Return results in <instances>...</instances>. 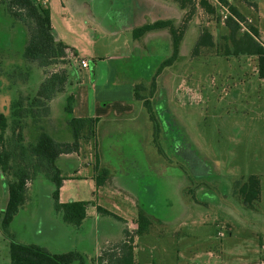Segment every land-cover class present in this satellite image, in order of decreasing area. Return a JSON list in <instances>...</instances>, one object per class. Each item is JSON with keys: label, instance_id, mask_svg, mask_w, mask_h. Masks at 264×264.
Instances as JSON below:
<instances>
[{"label": "rangeland", "instance_id": "1", "mask_svg": "<svg viewBox=\"0 0 264 264\" xmlns=\"http://www.w3.org/2000/svg\"><path fill=\"white\" fill-rule=\"evenodd\" d=\"M38 1L49 8L58 37L76 46L77 56L90 67L109 64L110 97L101 103L113 108L96 124L94 138L56 161L63 175L79 177L64 184L61 200L86 202L83 220L78 225L61 221L53 209L52 184L39 175L27 183L7 233L0 230V264H10L11 240L39 243L51 252L74 250L83 264H97V257L108 264L106 246L121 239L124 230L134 241V264H264V78L257 73V56L192 55L201 27L218 43L226 41L229 16L222 11L227 5L210 0L215 7L210 15L198 0H188L185 13L176 0ZM227 1L246 18L238 23L239 32L249 33L251 23L258 31L255 40L264 44V0ZM165 19L185 27L176 60L157 73L172 53L170 30L138 37L132 32ZM26 39L27 27L0 5V63L15 75L1 80V107L10 105L11 95L15 100L32 94L45 74L23 58ZM135 85L149 99L155 122L135 98ZM63 105L58 96L50 120L46 111L37 123L27 119L24 142L35 139L37 125L46 126L57 141L72 140ZM95 166L97 175L107 170L101 184L95 176H80L92 174ZM249 175L260 184L253 209L236 190ZM6 202L0 176V215ZM139 214L149 222L141 233L136 232Z\"/></svg>", "mask_w": 264, "mask_h": 264}, {"label": "trees", "instance_id": "2", "mask_svg": "<svg viewBox=\"0 0 264 264\" xmlns=\"http://www.w3.org/2000/svg\"><path fill=\"white\" fill-rule=\"evenodd\" d=\"M176 1L185 13L188 0ZM222 1L227 5L230 12L225 21V27L228 30L225 37L226 41L221 44L218 43L207 27H201L192 55L200 53L225 57L238 56L239 54L254 55L258 59V76L264 78V47L254 38L257 36V27L247 23L249 33L239 32L236 20L246 22L245 16L235 5L228 3L227 0ZM0 5L3 6L8 15L21 21L27 27V39L22 50L23 58L28 62L36 63L39 68L45 70L43 79L35 87L32 94L19 96L15 100L13 97L8 107V113L0 109V176L7 191V202L0 215V230L4 234L7 233L9 223L24 201L27 183L33 182L39 175L45 176L52 184L51 196L55 214L67 224L78 225L85 217L86 202L83 200L59 201V189L62 180L66 177L62 175L56 161L62 154L77 151L81 141H88L95 137V126L98 118L73 117L71 115L72 98L68 96L64 110L72 140L57 141L42 125H37L39 132L33 141L24 142L23 136L26 120L30 119L33 123L39 122L43 112H48V102L56 94L64 91L66 84L69 83L68 67L70 60L77 56V52L56 38L51 25L50 10L38 0H0ZM198 7L207 14L213 15L215 13V7L210 0H198ZM215 18V20H219V17ZM184 27L185 24L183 23L177 27L170 19H165L143 24L133 29V37L161 28L170 30L172 53L162 60L157 73L176 60ZM55 65H61V67L54 71H46L47 68ZM12 76L15 75L2 68L0 63V86L2 78ZM151 86L153 90L155 87L153 79ZM139 88V85L134 86V96L142 101L150 120L155 122L150 101L139 94ZM7 129H10L9 136H6ZM95 167L96 170L97 166ZM101 170L100 174L95 175L96 184H101L106 179L107 170ZM236 184H238L237 194L242 203L250 209L255 208L260 196L258 177L249 175L245 180L238 181ZM96 208L101 213L113 214L119 218L103 207L97 206ZM136 223V232L141 233L149 222L142 214H139ZM128 232L124 230L122 239L112 241L106 246L108 264H134L133 240ZM9 257L10 264H83L82 256L77 251L51 252L40 244L21 243L12 240L9 242ZM103 261L99 257L96 258L97 264H102Z\"/></svg>", "mask_w": 264, "mask_h": 264}, {"label": "crops", "instance_id": "3", "mask_svg": "<svg viewBox=\"0 0 264 264\" xmlns=\"http://www.w3.org/2000/svg\"><path fill=\"white\" fill-rule=\"evenodd\" d=\"M52 28L54 30V27H52ZM54 32H55L56 38L58 40H62L60 37H58L55 30H54ZM64 43L67 44L69 47H72L76 51V46L74 47V46H70L72 44H68L66 42H64ZM81 59H84L87 62L86 67H82L80 65ZM71 60H73V61H71ZM71 60H70L71 61L70 65L68 67V73H69V79H68L69 81L68 82L69 83L66 84L64 91L56 94V96L53 97L48 102V114H47L48 117L46 118V120H50L51 115L53 116V114H55V113H53L54 112V102L57 100L58 96H62L64 98L63 110H64V107L66 105L67 97L71 96V98H72L71 115L73 117H97L98 118L97 123H98L99 120L102 119L104 116H108L111 109L113 108V106H111L109 102H106L105 104L101 103L103 101H109V97H110L109 77L111 75V72L109 69V64L105 63V65H102L101 61H98V62L94 63V65L92 67H90V63L84 57L76 56V57L72 58ZM84 70H87L88 74L84 73L85 76H82V74H81V76H79L78 73H82ZM86 76L88 78L87 82H85ZM75 89H76V92H75ZM7 92H8V90H7ZM11 97H14V95H11ZM8 107L9 106H6V105L4 107L0 106V109H2L3 112L6 113V108L8 109ZM64 112H65V110H64ZM120 115H123V114H120ZM64 118L66 121V119H67L66 112H65ZM68 128L70 129L69 126H68ZM45 129H48V128L45 126ZM62 155H60L58 159H60L62 157ZM98 160H99V163H101V159H98ZM59 168L62 171V168L61 167H59ZM95 175H96V170H94L92 172V174L87 173V175H80V176H81V178L85 177L87 179V177L88 178L90 177V179H92ZM64 176L66 178L62 180V184H61L60 189H59V201L60 202H66V201L61 200V192H62V189L64 187V184L70 180H75L74 178H76V179L79 178V177L77 178L76 175H73L71 173H68V174L65 173ZM70 200H73V199H70ZM36 244H39V243H36ZM133 244H134V241H133ZM52 252H54V251H52Z\"/></svg>", "mask_w": 264, "mask_h": 264}, {"label": "built area", "instance_id": "4", "mask_svg": "<svg viewBox=\"0 0 264 264\" xmlns=\"http://www.w3.org/2000/svg\"><path fill=\"white\" fill-rule=\"evenodd\" d=\"M219 4H220V3H219ZM220 6H221V8H222L223 4H220ZM222 13H223V15H224V18H227V17L230 15V12H229L227 6L225 7V5H224ZM236 21H237L239 24H240V22H243V21H238V20H236ZM243 23H244V22H243ZM241 27H244V29L247 30L246 26L241 25ZM263 47H264V44H263ZM80 65H81L82 67H86V66H87V62H86L84 59H81V60H80Z\"/></svg>", "mask_w": 264, "mask_h": 264}]
</instances>
